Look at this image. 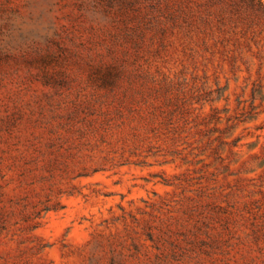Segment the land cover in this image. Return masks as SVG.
I'll use <instances>...</instances> for the list:
<instances>
[{
    "label": "rangeland",
    "instance_id": "obj_1",
    "mask_svg": "<svg viewBox=\"0 0 264 264\" xmlns=\"http://www.w3.org/2000/svg\"><path fill=\"white\" fill-rule=\"evenodd\" d=\"M0 264H264V0H0Z\"/></svg>",
    "mask_w": 264,
    "mask_h": 264
}]
</instances>
